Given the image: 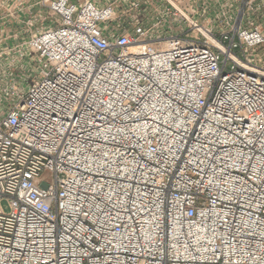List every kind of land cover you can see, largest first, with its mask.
Segmentation results:
<instances>
[{
	"label": "built area",
	"instance_id": "2783aa9c",
	"mask_svg": "<svg viewBox=\"0 0 264 264\" xmlns=\"http://www.w3.org/2000/svg\"><path fill=\"white\" fill-rule=\"evenodd\" d=\"M0 264H264V0H0Z\"/></svg>",
	"mask_w": 264,
	"mask_h": 264
},
{
	"label": "rangeland",
	"instance_id": "374dc122",
	"mask_svg": "<svg viewBox=\"0 0 264 264\" xmlns=\"http://www.w3.org/2000/svg\"><path fill=\"white\" fill-rule=\"evenodd\" d=\"M262 55V54H259V56ZM2 207H3V210L5 213H8V207H7V204L5 202L2 203Z\"/></svg>",
	"mask_w": 264,
	"mask_h": 264
},
{
	"label": "crops",
	"instance_id": "0c3cea01",
	"mask_svg": "<svg viewBox=\"0 0 264 264\" xmlns=\"http://www.w3.org/2000/svg\"><path fill=\"white\" fill-rule=\"evenodd\" d=\"M94 1H99V2H101L102 0H94Z\"/></svg>",
	"mask_w": 264,
	"mask_h": 264
}]
</instances>
